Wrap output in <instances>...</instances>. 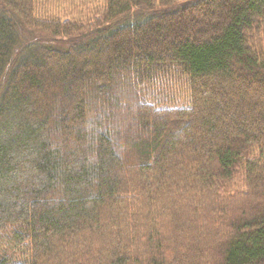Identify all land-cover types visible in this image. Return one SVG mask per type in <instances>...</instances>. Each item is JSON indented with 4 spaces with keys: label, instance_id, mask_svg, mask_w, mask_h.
Wrapping results in <instances>:
<instances>
[{
    "label": "trees",
    "instance_id": "1",
    "mask_svg": "<svg viewBox=\"0 0 264 264\" xmlns=\"http://www.w3.org/2000/svg\"><path fill=\"white\" fill-rule=\"evenodd\" d=\"M64 2L0 0V264H264V0Z\"/></svg>",
    "mask_w": 264,
    "mask_h": 264
},
{
    "label": "rangeland",
    "instance_id": "2",
    "mask_svg": "<svg viewBox=\"0 0 264 264\" xmlns=\"http://www.w3.org/2000/svg\"><path fill=\"white\" fill-rule=\"evenodd\" d=\"M65 0H55V2L57 3V4H62V3H65L64 2ZM67 2V1H66ZM50 12V11H49ZM22 31V30H21ZM27 33V32H26ZM20 41H28V42H30V41H34L35 39L34 38H32V35H29L28 33L27 34H25V33H23V31H22V34H21V36H20ZM41 41H44L45 42V40H41ZM227 97V94H225V95H223V94H221V93H218V95H216V96H214V98L212 99L211 98V100H210V105H212V103L213 104H215V106L216 105H218V100L220 99V98H226ZM221 100V99H220ZM210 107H213V106H210Z\"/></svg>",
    "mask_w": 264,
    "mask_h": 264
}]
</instances>
